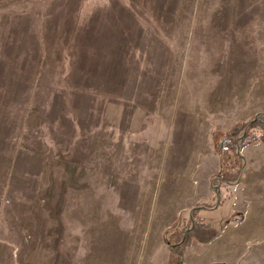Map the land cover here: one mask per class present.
Here are the masks:
<instances>
[{
    "label": "rangeland",
    "instance_id": "374dc122",
    "mask_svg": "<svg viewBox=\"0 0 264 264\" xmlns=\"http://www.w3.org/2000/svg\"><path fill=\"white\" fill-rule=\"evenodd\" d=\"M258 114L264 0H0V264H164L212 134ZM240 155L233 264H264V145Z\"/></svg>",
    "mask_w": 264,
    "mask_h": 264
},
{
    "label": "crops",
    "instance_id": "0c3cea01",
    "mask_svg": "<svg viewBox=\"0 0 264 264\" xmlns=\"http://www.w3.org/2000/svg\"><path fill=\"white\" fill-rule=\"evenodd\" d=\"M210 164H203L198 171L201 190L189 206L188 218L195 204H208L213 199L210 179L218 171V161L215 165L211 164L216 167L214 172L208 170ZM238 188L239 182L221 186L219 205L212 210H202L195 214L193 223L195 226H202L203 232L198 233L196 230L187 241L181 264H233L243 258L247 245L252 242L249 233L252 224L247 220L248 209ZM241 216V220H238ZM167 251L164 264H168L169 261V244ZM162 256L163 250L156 257L161 259Z\"/></svg>",
    "mask_w": 264,
    "mask_h": 264
},
{
    "label": "trees",
    "instance_id": "16d2710c",
    "mask_svg": "<svg viewBox=\"0 0 264 264\" xmlns=\"http://www.w3.org/2000/svg\"><path fill=\"white\" fill-rule=\"evenodd\" d=\"M215 141L214 149L218 154L219 168L215 175L210 179V189L213 194V203L195 204L191 209L185 227L180 231V235L173 234L169 239V261L168 264H181V258L186 247L187 241L196 230L203 232L202 226H195L194 216L202 210H212L219 205L216 200L219 198V188L239 182L243 171V159L240 155L241 150L249 144L261 143L264 145V114H258L246 121L234 123L225 132L212 134ZM238 144V152L236 150ZM190 228V229H189ZM188 230L187 232H185Z\"/></svg>",
    "mask_w": 264,
    "mask_h": 264
},
{
    "label": "water",
    "instance_id": "95a60500",
    "mask_svg": "<svg viewBox=\"0 0 264 264\" xmlns=\"http://www.w3.org/2000/svg\"><path fill=\"white\" fill-rule=\"evenodd\" d=\"M236 150H237V152H238V144H237V147H236ZM244 165L242 164V167H243ZM218 201V200H217ZM189 218L191 219V223H192V218H191V215H189ZM190 229V228H189ZM188 230H186L185 232H187Z\"/></svg>",
    "mask_w": 264,
    "mask_h": 264
}]
</instances>
